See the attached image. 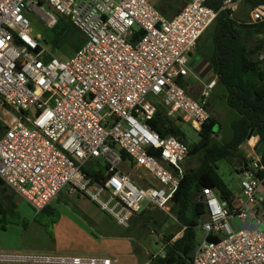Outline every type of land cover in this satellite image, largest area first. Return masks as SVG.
I'll return each mask as SVG.
<instances>
[{
	"label": "built area",
	"instance_id": "built-area-1",
	"mask_svg": "<svg viewBox=\"0 0 264 264\" xmlns=\"http://www.w3.org/2000/svg\"><path fill=\"white\" fill-rule=\"evenodd\" d=\"M242 1L224 0L222 10ZM29 13L42 15L49 28L55 13L65 17L85 43L59 57L34 33ZM218 14L207 0H190L172 19L151 0H0V179L38 213L67 193L125 228L149 208L176 220L170 211L190 149L150 122L160 103L168 117L199 132L209 124L217 79L202 84L199 100L178 80L199 79L191 55ZM250 20L264 23V3L250 9ZM241 189L232 210L213 189L203 190L205 236L192 264H264L261 157L241 173Z\"/></svg>",
	"mask_w": 264,
	"mask_h": 264
},
{
	"label": "trees",
	"instance_id": "trees-1",
	"mask_svg": "<svg viewBox=\"0 0 264 264\" xmlns=\"http://www.w3.org/2000/svg\"><path fill=\"white\" fill-rule=\"evenodd\" d=\"M223 2L224 0H207V5L219 12L211 27L214 28V48L211 55L202 50H199V54L213 65V73L225 89L223 98L233 114L232 135L223 141L217 140L219 130L216 128H221L222 125L212 116L209 124L199 132L200 141L189 147V157H196L198 166L186 173L173 199L170 212L176 219V228L169 229L162 239L163 244H166L165 256H151V264H192L199 245L197 229L206 221L203 190L213 189L222 200L228 201L231 210L236 208L235 195L219 174L218 162L237 161V172L241 174L250 163L241 148L248 141L251 131L257 132L264 143V64L260 57L256 58L260 47L250 49L248 45L254 37L264 35V23L249 24L237 20L234 11L222 10ZM244 3L251 9L264 3V0H244ZM156 7L168 19H172L185 6L178 0ZM45 43H51L55 53L64 54L67 49H71L74 54L83 46L85 38L70 20L57 16L52 37L48 41L45 39ZM178 82L185 87L184 80L179 79ZM156 109L155 118L150 122L153 130L162 137L176 136L186 143L181 121L168 117L166 108L160 103L156 104ZM260 157L264 164V151ZM104 170L101 167L102 173ZM0 187H3L0 225L5 230L9 217L17 215L18 204L14 200L17 194L1 179ZM9 190L13 193L9 194ZM44 211L51 212L50 206ZM135 216L137 229L163 227L170 219L166 213L156 208H149ZM180 232H183L182 236L173 241Z\"/></svg>",
	"mask_w": 264,
	"mask_h": 264
},
{
	"label": "rangeland",
	"instance_id": "rangeland-1",
	"mask_svg": "<svg viewBox=\"0 0 264 264\" xmlns=\"http://www.w3.org/2000/svg\"><path fill=\"white\" fill-rule=\"evenodd\" d=\"M178 0H151L155 5L165 4ZM190 0H180L183 7ZM45 12H54L47 5L43 6ZM235 17L241 22H250V8L244 3L234 10ZM55 16H60L55 13ZM34 33L40 36L45 43L52 37V28L46 25V19L42 15L29 13ZM214 28H210L201 38L193 56H198L199 50L208 55L212 54L214 43ZM48 44L50 48L51 43ZM250 49L260 47L257 57H261L264 64V35L254 37L248 42ZM63 59L72 56L73 51L67 49L64 54L56 53ZM192 62V61H191ZM217 78L213 71L204 79L197 80L194 76L188 78L186 88L189 94L196 100L201 97L202 83ZM225 89L219 84L213 91L208 101V108L213 117L222 125L216 135V139L223 141L232 135L233 114L223 98ZM175 121H180L174 119ZM185 133L186 144L190 147L200 141L199 131L191 124L181 121ZM260 140L255 136L248 140L242 151L248 159H255V147ZM219 174L229 186L235 196L244 197L241 189V174L237 172L238 162L221 160L218 162ZM198 166L196 157H189L186 161V170L190 172ZM131 171V170H128ZM0 187V200L3 199ZM263 192V191H262ZM12 194V191H8ZM18 204L17 215L9 217L6 229L0 225V264H72L63 260L78 258L82 260H118V264H146L151 256L160 255L163 251L162 239L169 229L176 228L175 220L170 219L163 227L137 229L136 216L133 217L128 228L120 226L110 215L101 212L98 207L75 194L63 193L54 200L50 206L51 212H36L32 206L21 196L15 195ZM207 220V218H206ZM205 236L202 227L197 229V241ZM89 264V263H87Z\"/></svg>",
	"mask_w": 264,
	"mask_h": 264
},
{
	"label": "water",
	"instance_id": "water-1",
	"mask_svg": "<svg viewBox=\"0 0 264 264\" xmlns=\"http://www.w3.org/2000/svg\"><path fill=\"white\" fill-rule=\"evenodd\" d=\"M201 61L200 63H198ZM190 67L193 69V72L200 76V78L204 79L210 72L213 71V65L209 64L207 59H203L202 55H198L193 59V61L190 63ZM216 130H219V126L216 128ZM258 136L257 132L251 131L248 140L252 139L253 137ZM255 154L257 157H260L264 151V143L262 140H259L255 149Z\"/></svg>",
	"mask_w": 264,
	"mask_h": 264
},
{
	"label": "crops",
	"instance_id": "crops-1",
	"mask_svg": "<svg viewBox=\"0 0 264 264\" xmlns=\"http://www.w3.org/2000/svg\"><path fill=\"white\" fill-rule=\"evenodd\" d=\"M209 29H210V28H209ZM209 29H208V30H209ZM208 30H207V31H208ZM207 31H206V32H207ZM206 32H205V34H206ZM205 34H204V35H205ZM204 35H203V36H204ZM203 36H202V37H203ZM202 37H201V38H202ZM200 40H201V39H200ZM200 40H199V42H200ZM198 44H199V43H198ZM197 53H198V55H199V52H197ZM200 55H201V54H200ZM194 56H196V55H194ZM194 56H193V54H192V55H191V59H192ZM202 58H203V57H202ZM260 58H261V57H260ZM262 58H264V56H263ZM203 59H204V58H203ZM260 60H261V59H260ZM190 63H191V61H190ZM194 77H195V76H194ZM198 77H199V79H198L197 77H195V78H197V80H200V81H201L202 78H200L199 75H198ZM214 79H217V82H218V78H214ZM210 80H212V79H210ZM184 81H185V88H186V82L188 81V79H186V80H184ZM208 81H209V80H208ZM202 84H203V83H202ZM217 85H218V83H217ZM201 86H202V85H201ZM186 89H187V88H186ZM215 89H216V88H215ZM262 196H264V191H263V193H262ZM235 198H236V203H235V204H236V207H237V206H238V199L241 198V196H235ZM50 206H51V205H50ZM198 243H200V242L198 241Z\"/></svg>",
	"mask_w": 264,
	"mask_h": 264
},
{
	"label": "flooded vegetation",
	"instance_id": "flooded-vegetation-1",
	"mask_svg": "<svg viewBox=\"0 0 264 264\" xmlns=\"http://www.w3.org/2000/svg\"><path fill=\"white\" fill-rule=\"evenodd\" d=\"M194 57L191 59V61H193ZM201 61H199L198 63H200Z\"/></svg>",
	"mask_w": 264,
	"mask_h": 264
}]
</instances>
